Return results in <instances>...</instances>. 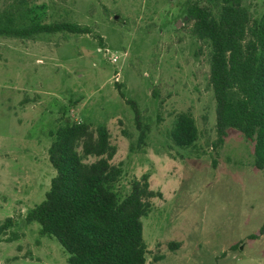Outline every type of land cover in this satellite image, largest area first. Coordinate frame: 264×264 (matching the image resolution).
<instances>
[{
  "label": "rangeland",
  "instance_id": "rangeland-1",
  "mask_svg": "<svg viewBox=\"0 0 264 264\" xmlns=\"http://www.w3.org/2000/svg\"><path fill=\"white\" fill-rule=\"evenodd\" d=\"M185 1L0 0V17L10 13L19 26L29 11L45 24L89 29L0 36V224L13 221L0 234V264H66L57 242L24 222L54 176L49 134L65 120L106 127L120 196L143 174L160 194L141 218L144 264H264V234L247 239L264 224V171L252 167V144L234 130L212 147L208 51L188 33ZM241 4L252 19L264 10V0ZM127 102L147 128L142 144ZM178 113L197 130L188 149L168 139Z\"/></svg>",
  "mask_w": 264,
  "mask_h": 264
},
{
  "label": "trees",
  "instance_id": "trees-1",
  "mask_svg": "<svg viewBox=\"0 0 264 264\" xmlns=\"http://www.w3.org/2000/svg\"><path fill=\"white\" fill-rule=\"evenodd\" d=\"M241 1L186 0L183 19L189 35L208 51L207 84L214 103L212 147H220L226 131L234 130L252 144V167L264 171V10L252 19ZM13 17L10 13L0 17V36L27 39L39 34L89 33L87 27L73 23H42L29 11H24V25H16ZM127 103L138 131L136 142L142 144L147 128L140 124L135 105ZM49 138L46 157L54 176L42 201L27 210L24 222L36 223L40 237L54 239L66 264H144L141 218L149 213L150 199L160 197L149 189L148 176L133 179L128 193L119 195L115 185L121 170L110 164L116 149L105 126L91 129L89 124L65 120ZM196 138L192 117L178 113L168 133L170 143L188 149ZM88 158L93 161L87 162ZM12 223L5 219L0 234ZM262 234L264 224L247 239ZM176 246L168 245L169 249Z\"/></svg>",
  "mask_w": 264,
  "mask_h": 264
},
{
  "label": "built area",
  "instance_id": "built-area-1",
  "mask_svg": "<svg viewBox=\"0 0 264 264\" xmlns=\"http://www.w3.org/2000/svg\"><path fill=\"white\" fill-rule=\"evenodd\" d=\"M115 61H116V59H115L114 57H110V58H109V62H110V64H114ZM117 76H118V74H116V77H117Z\"/></svg>",
  "mask_w": 264,
  "mask_h": 264
}]
</instances>
